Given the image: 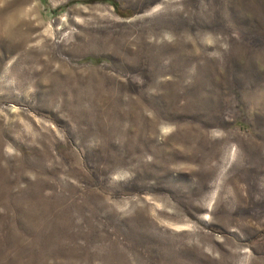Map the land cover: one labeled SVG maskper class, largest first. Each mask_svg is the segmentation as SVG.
<instances>
[{
    "label": "rangeland",
    "instance_id": "obj_1",
    "mask_svg": "<svg viewBox=\"0 0 264 264\" xmlns=\"http://www.w3.org/2000/svg\"><path fill=\"white\" fill-rule=\"evenodd\" d=\"M0 264H264V0H0Z\"/></svg>",
    "mask_w": 264,
    "mask_h": 264
}]
</instances>
